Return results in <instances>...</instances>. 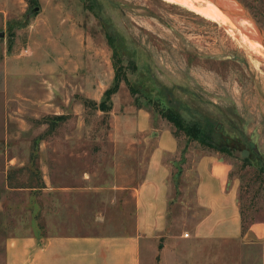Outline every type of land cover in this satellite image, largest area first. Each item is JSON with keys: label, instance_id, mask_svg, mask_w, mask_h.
Wrapping results in <instances>:
<instances>
[{"label": "rangeland", "instance_id": "rangeland-1", "mask_svg": "<svg viewBox=\"0 0 264 264\" xmlns=\"http://www.w3.org/2000/svg\"><path fill=\"white\" fill-rule=\"evenodd\" d=\"M255 59L225 23L172 0H0V264L7 237L22 230L132 232L126 186L162 133L179 142L180 174L186 153H218L239 202L262 206L264 174L159 111L174 104L188 119L215 118L236 138L243 128L264 154V62ZM119 71L126 78L103 110ZM45 174L60 188H44ZM227 246L173 241L169 262L214 264Z\"/></svg>", "mask_w": 264, "mask_h": 264}, {"label": "crops", "instance_id": "crops-1", "mask_svg": "<svg viewBox=\"0 0 264 264\" xmlns=\"http://www.w3.org/2000/svg\"><path fill=\"white\" fill-rule=\"evenodd\" d=\"M157 139L142 174L135 172L134 183L126 186L135 195L132 232L22 230L7 237L5 264H157L162 238L165 264H170L173 241L211 240L229 247L213 256L214 264H264V222L243 230L238 187L230 180L229 163L218 153L189 152L180 174L176 166L182 151L177 138L162 133ZM43 181L44 188L54 186L46 174Z\"/></svg>", "mask_w": 264, "mask_h": 264}, {"label": "trees", "instance_id": "trees-1", "mask_svg": "<svg viewBox=\"0 0 264 264\" xmlns=\"http://www.w3.org/2000/svg\"><path fill=\"white\" fill-rule=\"evenodd\" d=\"M243 1L264 27V0ZM125 78V75L120 71L116 74L114 85L105 92L101 109L106 111L110 109L111 104L109 102L112 94L117 92L120 82ZM131 89L133 92L136 91L135 88ZM106 103L107 105L105 106ZM159 111L178 129L186 132L187 136L193 140H197L204 146L213 148L224 154L240 158L245 165L255 166L259 170V174H264V154L257 149V144L253 142L243 128L239 130L241 138H236L226 131V124L224 122L215 118L199 114L188 119L180 108L175 107L174 104H171L168 108H160ZM230 124L235 128L237 127L234 122H230ZM36 139L41 140L42 138L37 137ZM240 207L244 231L248 230L253 223L264 222V220H258V215L264 210V202L262 206H257V202L252 199L249 203L247 201L244 202L241 195Z\"/></svg>", "mask_w": 264, "mask_h": 264}, {"label": "bare ground", "instance_id": "bare-ground-1", "mask_svg": "<svg viewBox=\"0 0 264 264\" xmlns=\"http://www.w3.org/2000/svg\"><path fill=\"white\" fill-rule=\"evenodd\" d=\"M172 1L179 2L183 5L193 8L194 10L199 11L200 13H203L205 15L217 19L218 21L225 23L228 26V29H230V31L234 32L235 30H237V32L238 31L241 32L240 37L244 45H246L248 48L259 53L261 56L264 57V44L259 40L254 39L253 37L244 35L245 33H243L242 30H240V28L238 27L239 25L235 21H233L224 10H222L219 6L214 4L211 0H172ZM241 20H242V26L249 29H253L254 24L247 17L243 16ZM255 60H257V62H260L257 58Z\"/></svg>", "mask_w": 264, "mask_h": 264}, {"label": "water", "instance_id": "water-1", "mask_svg": "<svg viewBox=\"0 0 264 264\" xmlns=\"http://www.w3.org/2000/svg\"><path fill=\"white\" fill-rule=\"evenodd\" d=\"M214 4L219 6L222 10H224L229 17L235 21L239 26L240 30H242L244 35L253 37L256 40H259L264 44V28L259 24V22L254 18V16L249 12V10L246 8V6L243 4L240 0H211ZM35 11L39 10V6L34 8ZM245 16L250 21L253 22L254 26L253 29L246 28L242 26V20L241 18ZM239 42L245 47V49L252 54L255 58L262 60L264 62V57L261 56L259 53L251 50L246 45H244L243 41L241 40V32H237L235 30L234 32ZM237 32V33H236ZM237 34V35H236Z\"/></svg>", "mask_w": 264, "mask_h": 264}]
</instances>
